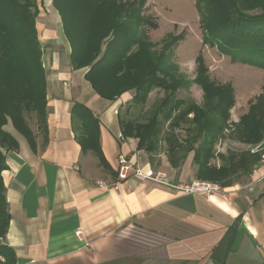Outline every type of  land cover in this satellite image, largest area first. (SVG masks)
Here are the masks:
<instances>
[{
    "label": "crops",
    "instance_id": "crops-1",
    "mask_svg": "<svg viewBox=\"0 0 264 264\" xmlns=\"http://www.w3.org/2000/svg\"><path fill=\"white\" fill-rule=\"evenodd\" d=\"M37 2L48 131L46 142L35 133L32 147L8 130L19 149L4 151L10 220L2 244L16 264H264V164L242 186L207 195L113 179L92 152L83 153L72 124L75 103L99 119L101 149L114 170L124 155L145 172L187 185L197 180V168L193 155L177 169H155L138 139L122 135L118 110L133 92L116 102L96 94L86 70L71 66L72 49L52 1L46 9Z\"/></svg>",
    "mask_w": 264,
    "mask_h": 264
},
{
    "label": "trees",
    "instance_id": "trees-1",
    "mask_svg": "<svg viewBox=\"0 0 264 264\" xmlns=\"http://www.w3.org/2000/svg\"><path fill=\"white\" fill-rule=\"evenodd\" d=\"M118 1L52 0L72 49L70 63L73 70L85 69V80L104 100L116 102L125 92L133 90L132 102L141 106L153 89L163 88L168 97L159 106L161 111L169 114L183 105L184 117L193 113L192 122L196 127L188 131L192 135L189 134L184 145L172 131L170 133L168 160L172 168H179L188 154L195 152L193 162L197 166L198 180L213 181L227 188L236 183V175H252L263 161L260 151L247 150L222 156L224 165L220 169L208 164L217 135L230 118L229 110L235 103L231 89L217 88L209 77L208 67L199 59V74L194 83L204 89L205 103L200 107L190 105L186 109L185 100L178 99L177 93L183 87L189 89L190 81L176 74L175 67L163 62L164 51L157 58L152 46L146 43L139 52H132L137 39L145 35L146 26L156 27L154 20L142 15L145 0L138 5L136 2L129 3L136 7L128 14L123 12L124 4ZM197 7L205 45L216 47L233 61L264 70V2L197 0ZM255 8L260 13L251 15L248 11ZM38 16L37 0H0V238L3 239L10 220L2 178V173L8 169L4 151L19 149L18 140L6 127L11 125L33 147L36 138L26 115L36 112L38 117L44 109L45 128L42 135L44 142L47 140V81L42 60L44 50L37 29ZM71 115L76 139L83 153L92 152L104 172L119 180L118 173L102 152L100 121L93 110L85 104L75 103ZM157 124L156 116L150 117L146 125L120 119L123 136H127L125 133L129 128L138 130L140 136H135L139 137L138 149L149 155L152 165L158 143L147 145V142L156 138L151 135L153 131L160 132ZM239 124L237 134L243 142L258 144L263 140L264 92ZM176 126H179L178 122L174 128ZM143 130L147 133L142 134ZM198 136H204V142L196 148ZM203 154L205 158L201 159ZM4 248V251L0 250V258L5 261L0 259V264H16L14 254L6 246Z\"/></svg>",
    "mask_w": 264,
    "mask_h": 264
},
{
    "label": "rangeland",
    "instance_id": "rangeland-1",
    "mask_svg": "<svg viewBox=\"0 0 264 264\" xmlns=\"http://www.w3.org/2000/svg\"><path fill=\"white\" fill-rule=\"evenodd\" d=\"M42 1L43 8L46 9L44 5H46L45 3H47L48 0ZM140 1L141 0H119L118 3L124 4L123 6H125V9L123 12L128 14L136 7V5L133 6L129 3L136 2L138 5ZM250 1L254 4L260 1L264 2V0ZM248 12L251 15L260 13L258 8ZM46 14L49 17L52 15L47 11ZM142 15L154 20L156 27L152 28L146 26L145 35L137 39V43L133 45L132 52H139L141 47L146 43L150 44V47L152 46V51L154 50L157 54V58L160 57L164 51L163 62L170 64L171 67H175L176 74L183 75L190 81L191 86L189 89L183 87L177 93L178 99L185 100L187 104L186 109H188L187 106L190 105L194 106L195 104L200 107L204 106L205 103L204 89L200 84L194 83L199 74V62H197L199 59H202L204 65L208 67L209 77L216 84L217 88H229L232 91L235 103L229 110L230 118L226 121V125L222 131L217 135L211 150L213 156L209 159L208 164L214 168L220 169L224 165L222 156H229L230 153L234 152L251 150L252 152L260 151L263 153V161L260 166L263 165L264 138L258 144H247L241 140L237 134V129L238 127L240 128L239 123L241 119L248 114L250 106H253L255 102L257 103L259 97L264 92V70L233 61L229 56L221 54L222 52L216 47L212 48L203 43L204 33L201 28L197 0H145V5H143L142 8ZM65 49L66 48L62 46L58 50L64 53ZM159 77L160 76H158V78ZM128 92H133V96L135 94L133 90L127 91L120 98H125V100H127L129 98ZM166 97H168V93L165 92L163 88H155L148 94L147 100L143 105H136L132 102V97L129 102L123 104L122 108L118 110L119 115L121 118H124V121L131 120L136 125H146L150 117L156 116L158 120L157 126L160 127V132L156 133L153 131L151 135L156 138L153 140L149 139V142H147V145L152 142L158 143V151L154 156L153 163L155 169H164L166 167L170 169L169 167L171 165L168 160V154L170 152L171 131L177 136L179 142L184 145L185 140L188 139L189 134H191L188 133V131L196 127L192 122L194 117L193 113L188 114L186 116L187 118L182 115L183 105L177 107L175 110L173 109L169 114H166L167 112L163 110L161 111L159 106L163 104ZM26 117L32 132L34 134H43L45 128L44 109L43 112H41V116L37 117V113L33 112L32 114H27ZM176 122L179 123V126L174 128ZM6 129L20 137L11 125H8ZM194 130L192 131L196 133ZM137 132L138 130L129 128L125 133L127 136L124 137L138 139L139 141V137H136L140 136V133L138 135ZM141 132L144 134L147 133V130ZM203 142L204 136H198L195 147H200ZM193 155L195 156V152H190L188 157ZM204 158L205 154L201 156V159ZM186 160L187 159L182 163L184 164ZM186 173L190 174L188 171ZM249 178V175H236L235 185L242 186L248 182ZM202 181L218 185V183L213 181ZM2 242L3 238H0V250L4 251L5 246H1L3 245ZM0 259L2 262L5 261L2 257Z\"/></svg>",
    "mask_w": 264,
    "mask_h": 264
},
{
    "label": "built area",
    "instance_id": "built-area-1",
    "mask_svg": "<svg viewBox=\"0 0 264 264\" xmlns=\"http://www.w3.org/2000/svg\"><path fill=\"white\" fill-rule=\"evenodd\" d=\"M136 165L137 164L133 162L132 159H127V157H125L124 155L119 156L118 166L115 168L116 172L118 173V179L120 181H124L133 177L142 180H150L158 184L174 187L179 191L183 192L185 195H207L211 193H220L222 190V188L218 185L211 184L209 182H205L198 179L193 181L191 184L174 185L165 173L154 171L145 172ZM77 234L80 235V232H77Z\"/></svg>",
    "mask_w": 264,
    "mask_h": 264
}]
</instances>
